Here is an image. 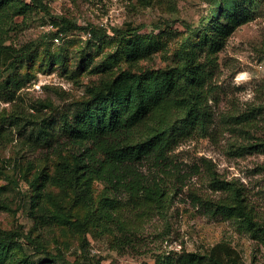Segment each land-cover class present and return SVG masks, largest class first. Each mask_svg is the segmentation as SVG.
<instances>
[{"label":"rangeland","instance_id":"1","mask_svg":"<svg viewBox=\"0 0 264 264\" xmlns=\"http://www.w3.org/2000/svg\"><path fill=\"white\" fill-rule=\"evenodd\" d=\"M43 1L44 6L0 24V228L21 230L33 240L22 237L17 255L34 264L46 263L40 261L47 250L61 251L67 264H157L164 253L207 256L214 244L227 240L245 264H264V241L216 212L214 204L227 193L213 182L217 178L240 186L264 227V148L250 147L264 140V0L256 2L252 19L239 25L218 53L208 83L213 113L208 135L185 136L163 163L124 166L127 180L135 174L162 180L168 193L164 212L135 207L125 189L112 192L104 182L91 181L96 200L114 193L127 203L122 216L129 235L117 229L102 232L100 223L81 226L88 209L73 201L71 186L52 188L70 222H35L29 214L34 176L54 173L78 151L57 130L46 134L58 127L63 112L72 114L90 97V89L128 65L126 39L116 28H135L134 38L155 46V68L173 65L177 51L201 38L193 37L186 24L196 27L208 16L211 0ZM63 19L72 25L63 26ZM15 79L19 88L8 83Z\"/></svg>","mask_w":264,"mask_h":264},{"label":"trees","instance_id":"2","mask_svg":"<svg viewBox=\"0 0 264 264\" xmlns=\"http://www.w3.org/2000/svg\"><path fill=\"white\" fill-rule=\"evenodd\" d=\"M257 1L211 0L208 16L196 27L186 24V30L193 37L201 36L199 41L189 49L177 51L175 63L161 68L152 65L155 46L134 38L137 29L116 28L126 39L124 53L128 65L100 88L90 89V97L72 114L63 112L58 127L54 126L46 134L51 136L57 130L76 143L78 151L71 160L61 162L54 173L41 171L34 176L31 184L35 193L30 199L29 214L35 222L40 225L54 221L69 223L60 196L52 188L71 186L73 201L88 209L81 226L100 223L102 232L117 229L129 235L130 227L122 216L127 203L114 193L112 196L104 193L96 200L92 180L104 182L112 192L120 187L125 189L135 207H155L164 212L168 193L162 180L150 181L138 174L132 178L127 175L130 177L127 180L124 166L144 160L163 163L168 152L185 136L208 135L213 122V113L208 107V83L215 75L218 53L230 34L252 19ZM35 6H44V1L0 0V24L14 15L26 14ZM63 20V26H70L71 21ZM158 27L165 30L161 25ZM8 83L21 86L16 79ZM253 146L263 150L264 140L250 147ZM213 182L216 189L227 193L225 199L214 204L216 212L232 218L241 231L264 241L263 224L256 219L257 213L240 186L217 178ZM1 189L2 186L0 196ZM50 204L55 206L56 213L51 211ZM22 237L33 242L21 230L0 228V264H34L16 253L22 247ZM44 254L40 263L67 264L61 251L47 250ZM156 263L245 264L240 252L227 240L214 244L207 256L199 252H183L178 256L164 253L157 257Z\"/></svg>","mask_w":264,"mask_h":264},{"label":"built area","instance_id":"3","mask_svg":"<svg viewBox=\"0 0 264 264\" xmlns=\"http://www.w3.org/2000/svg\"><path fill=\"white\" fill-rule=\"evenodd\" d=\"M62 35H63V33H59V34L55 37V40H56L57 42H59L60 39L62 38Z\"/></svg>","mask_w":264,"mask_h":264}]
</instances>
